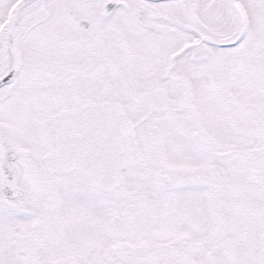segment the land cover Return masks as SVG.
<instances>
[{"label":"snow or ice","instance_id":"1","mask_svg":"<svg viewBox=\"0 0 264 264\" xmlns=\"http://www.w3.org/2000/svg\"><path fill=\"white\" fill-rule=\"evenodd\" d=\"M0 264H264V0H0Z\"/></svg>","mask_w":264,"mask_h":264}]
</instances>
